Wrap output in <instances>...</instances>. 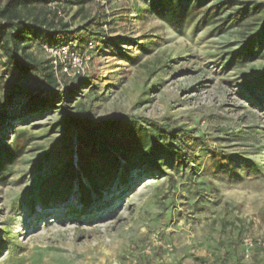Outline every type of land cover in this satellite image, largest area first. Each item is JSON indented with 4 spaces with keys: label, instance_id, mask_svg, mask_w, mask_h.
<instances>
[{
    "label": "rangeland",
    "instance_id": "obj_1",
    "mask_svg": "<svg viewBox=\"0 0 264 264\" xmlns=\"http://www.w3.org/2000/svg\"><path fill=\"white\" fill-rule=\"evenodd\" d=\"M150 1L114 3L107 33L96 23L103 16L97 5L90 2L81 12L67 3L73 29L94 23L91 70L84 78L95 90L86 87L71 102L64 96V103L80 105L93 126L126 116L144 125L182 127L206 136L212 149L255 161L262 174L250 177L240 165V177L229 181L205 178L193 166L196 174L189 178V169L179 174L164 162L162 172L132 171L126 192L117 178L87 214L78 215L76 191L58 207L33 211L26 203L39 181L56 166L76 163L73 131L51 132L60 119L56 110L29 124L36 141L0 171V238L9 231L14 246L1 250L0 264H220L227 253L226 264H237L242 247L234 253L233 244L264 238V102L253 104L245 91L251 85L263 91L256 84L264 61L235 69L219 64L249 28L220 35L195 23L172 28L143 12ZM5 96L0 89L1 114L29 112V102L13 109L21 96L11 102ZM13 133L0 134L2 146H10ZM146 180L153 182L139 191ZM254 257V264L264 262V252Z\"/></svg>",
    "mask_w": 264,
    "mask_h": 264
},
{
    "label": "trees",
    "instance_id": "obj_2",
    "mask_svg": "<svg viewBox=\"0 0 264 264\" xmlns=\"http://www.w3.org/2000/svg\"><path fill=\"white\" fill-rule=\"evenodd\" d=\"M49 1L7 0L0 4V89L6 91L5 99L9 102L21 96L20 101L13 104L14 110L29 102L26 114L7 115L0 112V134L6 136L9 131L14 132L10 146L4 147L0 143V171H3L4 165L23 156L36 141L29 124L39 116L59 110L60 119L52 124L51 132L71 130L76 141V163L56 166L39 181L36 195L26 203L33 211L37 205L45 211L58 207L69 201L76 191L82 206L78 215L87 214L117 178L126 186V192L130 190L132 171L162 172L164 162L170 163L179 174L189 169V178L196 174L193 166L205 178L226 177L229 181L240 177V165L250 177L257 178L262 174L255 161L212 149L206 136L196 137L182 127L152 121L144 125L136 120L130 121L126 116L93 126L89 114L84 113L80 105L67 107L64 96H70L68 102H71L76 93L84 88L95 89L84 77H63L59 82L50 59L40 58L36 52L43 53L45 44L56 47L71 43L82 53L87 48L88 39L95 35L94 23L73 29L72 23L59 19L48 8ZM65 2L66 5L78 6L82 12L91 0ZM143 12L159 17L172 28L195 23L196 28H212L218 35L233 29L249 28L237 49L224 52L219 57V64L225 69H235L264 61V3L244 0H151ZM100 19L96 23L102 29L104 16ZM139 46L142 50L146 49L144 44ZM64 79L69 82L64 83ZM256 85L263 91H256L253 85L245 88L251 93L253 104L264 102V66L260 67V79ZM62 86H66V93ZM62 103L61 109L56 106ZM22 124L25 128L15 129ZM171 179L173 182V177ZM12 238L9 231H1L0 252L3 248L10 250L14 247ZM232 246L235 253L241 244ZM230 255L227 253L220 264H226ZM237 264H242V261Z\"/></svg>",
    "mask_w": 264,
    "mask_h": 264
},
{
    "label": "built area",
    "instance_id": "obj_3",
    "mask_svg": "<svg viewBox=\"0 0 264 264\" xmlns=\"http://www.w3.org/2000/svg\"><path fill=\"white\" fill-rule=\"evenodd\" d=\"M66 0H50L48 8L54 12L59 19L71 23L70 17L66 14ZM122 2V0H91V3L97 5L104 20L102 21V30L107 33L111 19L113 18V4ZM94 48L93 42H89L87 48L80 53L71 43H64L60 46L43 45L42 51L50 59L53 72L59 82L63 77L70 79L85 77L90 73L92 56L91 50ZM242 264H254V255L256 251L264 252V238L255 239L246 237L242 242ZM171 248V246H169Z\"/></svg>",
    "mask_w": 264,
    "mask_h": 264
},
{
    "label": "bare ground",
    "instance_id": "obj_4",
    "mask_svg": "<svg viewBox=\"0 0 264 264\" xmlns=\"http://www.w3.org/2000/svg\"><path fill=\"white\" fill-rule=\"evenodd\" d=\"M153 181H151V180H146L145 182H143L142 184H141V186L139 187V191L140 190H142L147 184L149 185V184H151Z\"/></svg>",
    "mask_w": 264,
    "mask_h": 264
},
{
    "label": "crops",
    "instance_id": "obj_5",
    "mask_svg": "<svg viewBox=\"0 0 264 264\" xmlns=\"http://www.w3.org/2000/svg\"><path fill=\"white\" fill-rule=\"evenodd\" d=\"M258 253H259L260 255H262V254H263V252L256 251L254 256H256ZM261 257H262V256H261ZM254 258H255V257H254ZM261 264H264V262H263V263H261Z\"/></svg>",
    "mask_w": 264,
    "mask_h": 264
}]
</instances>
